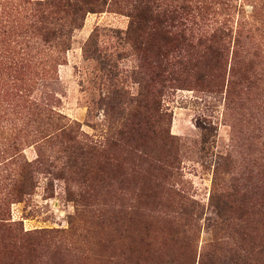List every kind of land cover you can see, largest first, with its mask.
<instances>
[{"label": "rangeland", "instance_id": "rangeland-1", "mask_svg": "<svg viewBox=\"0 0 264 264\" xmlns=\"http://www.w3.org/2000/svg\"><path fill=\"white\" fill-rule=\"evenodd\" d=\"M207 254L264 264V0H0V264Z\"/></svg>", "mask_w": 264, "mask_h": 264}, {"label": "trees", "instance_id": "trees-1", "mask_svg": "<svg viewBox=\"0 0 264 264\" xmlns=\"http://www.w3.org/2000/svg\"><path fill=\"white\" fill-rule=\"evenodd\" d=\"M91 3V2H90ZM142 20L141 22H147V20H152V23L153 26H152V29H153V33H154V39H158L160 40V38H162L163 36L164 37H170L168 36L171 32H169L166 28H165V21H163L162 19L159 18L160 15H150L152 16V19L149 18V16H147V13L150 12V8L148 6H143L142 7ZM156 9V8H155ZM86 11H94V8H90V9H87L85 8V12ZM174 12L175 10L172 9L170 11V13H164L162 12L161 15H163L164 17H167V18H172V16L174 15ZM72 21V24L75 25H78L77 23L74 22V19L71 20ZM63 24H56V22H53V23H49L47 25H45L43 28H42V31H43V34L45 35V37H49V36H55V34H60L61 31H62V26ZM136 27V26H135ZM154 27V28H153ZM134 28V24H130L129 25V30H132ZM165 28V29H164ZM178 35V34H177ZM46 39H49V38H46ZM60 41V44H64L65 41L63 39H59ZM67 44H65L63 47H65ZM66 48V47H65ZM174 50L171 49V52H173ZM157 52V57H160V61H162V67H163V72L167 73V76L166 78H168V76H172L177 70L178 74L181 73L182 71L183 72H188V71H191L190 72V75H195L197 77V79H200V78H203V76H206L208 73H209V69H208V61H195V62H192V63H188L186 61H182L181 59L178 61H172L170 60V58H168V56L170 55L169 54V50H165V51H161V56L160 54L158 53V50L156 51ZM176 54L181 56L182 54L180 53V50L177 49L176 51ZM163 57V59H162ZM175 62H176V67H174L175 65ZM218 62V60H217ZM216 62V63H217ZM217 65V64H216ZM176 68V69H175ZM166 75V74H165ZM177 77H171L170 79H176ZM168 80V79H167ZM29 165V164H27ZM206 256V255H205ZM207 261L211 264H215L216 262V259L214 258L213 259V255L212 254H207Z\"/></svg>", "mask_w": 264, "mask_h": 264}, {"label": "bare ground", "instance_id": "bare-ground-1", "mask_svg": "<svg viewBox=\"0 0 264 264\" xmlns=\"http://www.w3.org/2000/svg\"><path fill=\"white\" fill-rule=\"evenodd\" d=\"M141 232V231H140ZM139 235V234H138ZM141 236V235H140Z\"/></svg>", "mask_w": 264, "mask_h": 264}]
</instances>
